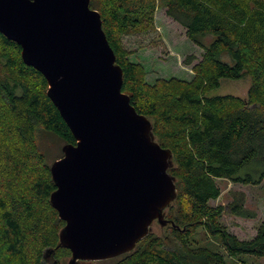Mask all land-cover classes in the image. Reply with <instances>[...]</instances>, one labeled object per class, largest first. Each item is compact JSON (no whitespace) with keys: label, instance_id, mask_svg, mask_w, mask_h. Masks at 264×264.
Listing matches in <instances>:
<instances>
[{"label":"trees","instance_id":"trees-1","mask_svg":"<svg viewBox=\"0 0 264 264\" xmlns=\"http://www.w3.org/2000/svg\"><path fill=\"white\" fill-rule=\"evenodd\" d=\"M162 1L203 48L191 80L148 84L143 66L130 60L123 46L122 33L144 28L155 0L90 1L123 69V91L152 121L156 140L172 151L169 172L177 185V197L165 210L170 223L164 233L151 230L130 252L101 262L249 264L264 256V221L254 238L240 240L221 216L226 208L254 216L245 194L233 192L227 207L210 201L221 194L218 178L242 184L264 180V0ZM224 53L233 64L221 59ZM246 75L251 77L246 98L210 95L222 78ZM47 89L45 76L24 62L22 47L0 32V264H66L72 253L59 245L66 222L50 201L56 185L40 142L50 137L64 146L76 139ZM200 232L214 241L203 242Z\"/></svg>","mask_w":264,"mask_h":264},{"label":"water","instance_id":"water-1","mask_svg":"<svg viewBox=\"0 0 264 264\" xmlns=\"http://www.w3.org/2000/svg\"><path fill=\"white\" fill-rule=\"evenodd\" d=\"M91 0H0V32L48 81L47 94L72 131L51 165L50 201L66 223L68 264H92L133 250L177 197L173 154L123 91Z\"/></svg>","mask_w":264,"mask_h":264},{"label":"rangeland","instance_id":"rangeland-1","mask_svg":"<svg viewBox=\"0 0 264 264\" xmlns=\"http://www.w3.org/2000/svg\"><path fill=\"white\" fill-rule=\"evenodd\" d=\"M121 37L123 46L129 52L130 60L143 66L145 81L148 84H154L159 79L173 77L191 80L195 75L194 64L202 59L203 48L191 41L186 34V28L167 14L166 6L162 0H155L154 13L144 28L124 31ZM210 40V36L206 38L207 43ZM192 55L195 57L190 59ZM221 59L228 64L234 63L228 53L222 54ZM250 86L251 77L247 75L238 79L222 78L220 86L212 90L210 95L233 94L246 98ZM40 144L47 149L51 163L63 154V144L55 138L43 137ZM217 183L221 188V194L218 198L210 201L212 205L227 207L233 199V192H243L245 206L254 212L252 217L240 216L231 213L229 208H226L221 216L223 225L228 232L240 240L254 238L259 226L264 221V180L259 184H242L218 178ZM165 218L167 219L166 212ZM169 223L168 221L166 225ZM164 226L156 220L152 224L151 230L161 234L165 231ZM199 234L205 243L214 241L211 237L208 238L205 233L200 232ZM249 260V264H264V256ZM68 261L69 258L66 259V264ZM92 264H104V262L93 261Z\"/></svg>","mask_w":264,"mask_h":264}]
</instances>
